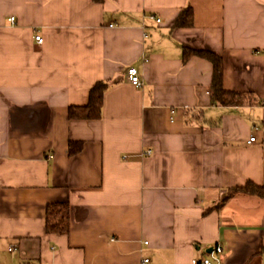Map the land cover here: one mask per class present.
Segmentation results:
<instances>
[{"label": "crops", "instance_id": "1", "mask_svg": "<svg viewBox=\"0 0 264 264\" xmlns=\"http://www.w3.org/2000/svg\"><path fill=\"white\" fill-rule=\"evenodd\" d=\"M184 46L255 102L214 103L212 62ZM100 80L102 116L71 119ZM248 182L264 185V0H0V264H191L218 242L224 264H264ZM53 202L68 233L47 229Z\"/></svg>", "mask_w": 264, "mask_h": 264}, {"label": "trees", "instance_id": "2", "mask_svg": "<svg viewBox=\"0 0 264 264\" xmlns=\"http://www.w3.org/2000/svg\"><path fill=\"white\" fill-rule=\"evenodd\" d=\"M193 24V8L187 6L178 14L175 26H191ZM192 56H199L212 62L214 73L210 85L212 101L219 105L252 104L255 99L250 93L224 87V58L209 49H195L188 46L183 48V59L188 60ZM109 81H97L90 89L89 101L84 105H72L69 107L71 119H98L102 116L104 95L109 88ZM82 149V142H70V153L75 154ZM248 193L264 197V185L248 182L244 186ZM47 229L50 232L68 233L70 231V204L69 202H53L47 206ZM208 211V210H207ZM206 211V212H207ZM205 212V213H206ZM264 251V245L260 252Z\"/></svg>", "mask_w": 264, "mask_h": 264}, {"label": "built area", "instance_id": "3", "mask_svg": "<svg viewBox=\"0 0 264 264\" xmlns=\"http://www.w3.org/2000/svg\"><path fill=\"white\" fill-rule=\"evenodd\" d=\"M10 20L14 23L16 20L15 16H11ZM36 39L40 42L43 41L41 35H36ZM145 61H148V57H144ZM128 76L132 84L137 87H142L144 81L141 77L139 69L136 66H130L128 68ZM255 136L251 137V141L255 140ZM152 150H148L146 153H151ZM223 253H224V246L218 242L216 245L213 246L212 250L210 251L209 255L202 257V258H194L191 261V264H224L223 262ZM146 260H149L148 258Z\"/></svg>", "mask_w": 264, "mask_h": 264}, {"label": "water", "instance_id": "4", "mask_svg": "<svg viewBox=\"0 0 264 264\" xmlns=\"http://www.w3.org/2000/svg\"><path fill=\"white\" fill-rule=\"evenodd\" d=\"M212 250V247H210L209 249H208V251L210 252Z\"/></svg>", "mask_w": 264, "mask_h": 264}]
</instances>
